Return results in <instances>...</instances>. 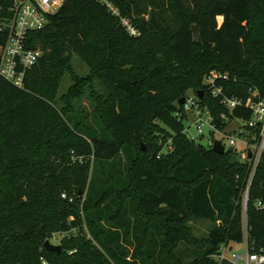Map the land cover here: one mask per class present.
Instances as JSON below:
<instances>
[{"label": "trees", "instance_id": "16d2710c", "mask_svg": "<svg viewBox=\"0 0 264 264\" xmlns=\"http://www.w3.org/2000/svg\"><path fill=\"white\" fill-rule=\"evenodd\" d=\"M11 1L0 0V6ZM109 1L138 36H130L121 23L124 34L117 36L118 18L96 0H65L49 24L29 36V47L40 48L43 56L26 73L24 87L0 79V264H40L41 257L51 264H139L137 259L142 264H234L218 256L223 248L244 243L250 254H264V210L257 208L264 201V160L252 182L244 228L249 165L239 162L235 151L219 155L191 141L186 114L181 120L177 115L187 91L198 97L203 90L201 106L212 112L219 130L225 128L220 114L227 111L204 85L211 71L230 75L218 82L226 94L247 99L254 87L264 98V0ZM192 25L200 27V45L193 42ZM72 55L92 71L108 68L124 82L123 98L105 90L98 106L92 100L95 116L104 126L109 115V126L121 141L105 126L97 136L81 122L73 124L70 115L60 117L54 102L64 76L73 74ZM233 114L251 118L245 109ZM47 131H55L57 140L69 138L78 151L89 143L81 155H91L98 164L111 162V174L124 151L129 163L138 162V187L151 191L135 204L106 190L92 202L96 210L89 220L50 225L43 211L56 206L71 181L66 175H48L36 163L29 166V156ZM125 143L135 144L141 159ZM167 146L171 149L165 151ZM155 163L163 164L159 174H169L166 187L151 169ZM123 211L132 225L121 232L110 224ZM189 220L214 226L197 239L181 227ZM84 227L92 239L82 235ZM54 233H71L64 240L66 253L45 249ZM133 240L136 251L129 255L123 242ZM180 244L195 249L189 261L173 253Z\"/></svg>", "mask_w": 264, "mask_h": 264}, {"label": "rangeland", "instance_id": "374dc122", "mask_svg": "<svg viewBox=\"0 0 264 264\" xmlns=\"http://www.w3.org/2000/svg\"><path fill=\"white\" fill-rule=\"evenodd\" d=\"M114 25L118 29L117 36L123 37L124 32L120 28L119 18L118 21H114ZM168 46L165 48L166 51L169 50ZM116 61H121V59L111 60V62L114 63ZM130 63L132 64L134 61L132 60ZM71 66L73 74H66L64 76L54 102L59 110L60 117L63 119L66 115H70L73 124L81 122L82 126L87 127V129L89 128L92 133L97 136L103 134V127L105 126L111 132L113 137L121 141L120 138L118 139L119 136H117L109 126V115L107 116L106 114L105 119L103 118V126L101 121L95 116L94 108H96L95 104L97 106L100 104L98 99L104 97L102 95L105 93V90L110 93H118V95L123 98L126 93L124 82L117 79L114 73L109 71L108 68L96 72L92 71L75 55H72ZM130 69L131 68H129V70ZM108 88H110V90ZM192 92V90H189L186 94L192 96ZM74 95H76V97H74ZM186 117L187 119L184 122L185 128L189 130V135L197 137L198 133L196 126L194 125L196 123L194 116L186 114ZM244 125L245 122H236L228 127L227 132L232 134L235 128ZM53 132L55 131L46 132L45 139L40 140L35 147V155L33 157L31 156V158L29 156L28 158L29 166H34L36 163L41 166L43 172L48 173V175H66L71 181L70 186H68V188L64 190L61 196L57 199L56 206L43 211L44 221L49 222L50 225H56L64 221L71 223L73 220H89L90 214L96 210V205L92 202H95L96 197L106 190L109 191V194L118 196L125 201H133L135 204L138 203V199L142 195H146L151 191L149 188L140 189L138 187L136 179L137 174L135 172L138 162H134V164L132 163L133 165L129 163V159L124 151L117 160L116 170L111 174L109 167L112 165L110 164L111 162L98 164L91 155H81L82 152H87V149H89V143L87 144V141L85 142V140H81L88 145V148L83 144L78 151L76 145L70 143L71 140L69 138H66V140H57L54 137L56 134ZM212 138L218 140L221 136L217 132L210 133L208 127H205L204 136L198 139L203 146H207L209 140ZM223 141L228 147V136L224 137ZM125 144V147H130L134 150L137 160L138 158L141 159V156H138L137 154L135 144ZM164 150L167 151L168 147ZM169 164L171 163L169 162ZM132 167L133 169L131 170ZM159 167H163V164L159 165L158 163H155L151 169L163 179V187H166L170 183L169 174L165 172L159 174ZM28 171L33 175L32 167H29ZM159 190L160 187L155 188L156 192ZM246 223L247 221L244 213V228H246ZM110 225L114 226L116 230L124 232L125 230H130L132 224H130L128 215L123 211L116 220L111 222ZM213 226L212 223L203 220H189L181 224V227L187 233L197 239L207 237ZM81 233L88 239L92 237L89 235L85 227L84 231ZM70 234L71 233L64 236L60 233H54L48 240L54 245L62 246V253H66L67 249L65 250L64 248L66 245L64 244V240L66 237L71 236ZM92 242L98 247L94 240H92ZM123 245L129 252V255H133L136 251L137 242L135 240H133L132 243L123 242ZM246 246V243L240 245L232 244L227 249L224 248L222 252L229 258L231 253L241 254L243 256L241 263H243L247 254ZM193 251H195L193 247H190L187 244H180L173 253L176 257H181L185 261H189ZM71 253L73 252H70V254ZM127 259L132 260V256H129ZM137 260L139 264H142L139 262L140 259Z\"/></svg>", "mask_w": 264, "mask_h": 264}, {"label": "built area", "instance_id": "2783aa9c", "mask_svg": "<svg viewBox=\"0 0 264 264\" xmlns=\"http://www.w3.org/2000/svg\"><path fill=\"white\" fill-rule=\"evenodd\" d=\"M65 0H12L7 7L0 6V79L6 80L18 88L24 87L26 73L37 65L43 56L40 48L29 47V36L33 32L43 30L49 24V16L56 14ZM103 5L114 17L119 18L121 25L130 36H138V30L127 18L123 17L120 11L109 0H96ZM230 79L228 73L211 71L205 78L204 85L208 94L219 100L227 113L220 114V119L225 128L219 130L216 127V118L212 112L202 107L196 95L185 97L186 102L182 106V111L178 117L184 114L194 116L196 123L197 137L189 135V130L185 133L196 143H200L198 138L204 136V129L208 127L210 133H219L220 139L212 138L207 147L213 148L215 141H221L225 151H235L237 159L242 164H248L250 168L249 178L243 194V213L246 214L249 202V194L256 171L260 163L264 160V98L261 97L257 88L251 87L247 99L239 98L225 93L224 88L218 82ZM236 109H245L251 113L249 120L235 116ZM231 115V116H230ZM245 122L244 126H238L232 134L227 132L230 125L236 122ZM228 136V147L223 138ZM168 150L171 147L167 146ZM251 155V156H250ZM257 208L264 210V201L257 203ZM77 233L78 230L71 231ZM67 236L69 233H60ZM247 254L243 263V256L238 253H231L230 258L223 252L218 256L219 261L229 260L234 264H264L263 253ZM224 249V248H223ZM222 249V250H223ZM40 264H51L45 257L40 258Z\"/></svg>", "mask_w": 264, "mask_h": 264}, {"label": "water", "instance_id": "95a60500", "mask_svg": "<svg viewBox=\"0 0 264 264\" xmlns=\"http://www.w3.org/2000/svg\"><path fill=\"white\" fill-rule=\"evenodd\" d=\"M191 31H192V35H193V42L196 44V45H200L202 43V38H201V32H200V27L198 25H192L191 26ZM198 97L200 98L201 101L204 100L205 98V93L203 90H200L198 91ZM186 102V98L183 97L180 101H179V105H184ZM144 146V145H143ZM212 150L219 154V155H223L226 153L225 151V147L224 145L222 144L221 141H215L214 142V145H213V148ZM143 151H146V147L144 146L143 147ZM251 156V155H250ZM44 247L47 251H50V252H54V253H57V254H61L62 253V246H57V245H54L52 244L49 240H47L45 243H44Z\"/></svg>", "mask_w": 264, "mask_h": 264}]
</instances>
